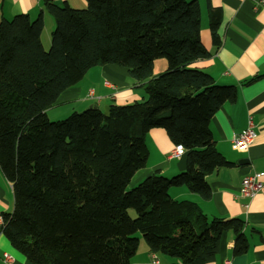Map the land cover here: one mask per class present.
Here are the masks:
<instances>
[{
	"label": "trees",
	"instance_id": "obj_1",
	"mask_svg": "<svg viewBox=\"0 0 264 264\" xmlns=\"http://www.w3.org/2000/svg\"><path fill=\"white\" fill-rule=\"evenodd\" d=\"M44 5L55 23L48 50L42 12L0 22V168L14 192L2 230L13 248L35 264H130L142 234L149 251L172 264H204L232 230L234 253L247 252L244 219L209 218L197 202L169 193L186 186L210 199L207 175L233 164L217 149L211 120L237 99V86L189 66L209 55L199 2ZM209 18L218 43L220 11L210 7ZM158 58L168 66L156 75ZM107 64L125 67L147 97L49 118L65 89ZM158 127L188 151L186 169L171 177L157 170L132 186L147 163V133Z\"/></svg>",
	"mask_w": 264,
	"mask_h": 264
},
{
	"label": "crops",
	"instance_id": "obj_2",
	"mask_svg": "<svg viewBox=\"0 0 264 264\" xmlns=\"http://www.w3.org/2000/svg\"><path fill=\"white\" fill-rule=\"evenodd\" d=\"M56 4H69L72 7H85L86 0H52ZM201 8V41L209 55L193 61L189 66L209 72L218 84L237 86L238 95L234 102H226L211 120V130L217 149L233 164L222 166L207 175L212 196L203 199L186 186H173L169 189L175 199H191L197 202L209 217H240L246 221L245 235L249 248L243 254L234 253L236 234L232 230L224 231L218 253L204 264H264V186L254 197L241 195L242 180L245 176L262 172L264 183V8L256 7L252 0H197ZM220 11V24L217 30L219 42L213 41L209 9ZM43 13L45 28L44 45H50L54 19L46 10L44 0H0V22L15 15L27 13L35 19ZM166 59L154 61V74L166 70ZM259 75L257 79L248 82ZM105 81L112 83L111 88ZM140 83L134 80L125 67L107 64L88 71L85 77L74 86L65 89L56 103L47 110L56 111L57 119H62L65 110L61 105L71 102L78 109L100 106L105 101L113 102L119 98V104L141 101L147 94ZM116 92L115 98L111 94ZM109 105V104H108ZM75 111V110H73ZM51 119V118H50ZM56 119V120H57ZM255 123L256 136L245 150L233 146V139L248 126L249 120ZM149 148L147 163L133 176L131 185L137 184L154 171L160 170L166 176H174L186 169L188 151L179 156L172 155L175 143L164 128H153L146 136ZM14 209L12 183L4 176L0 168V264H35L19 253L2 230V213ZM13 256L12 262L4 259V254ZM156 254L159 264H172L175 259L150 252L145 241H140L138 250L130 264H153L152 255Z\"/></svg>",
	"mask_w": 264,
	"mask_h": 264
},
{
	"label": "built area",
	"instance_id": "obj_3",
	"mask_svg": "<svg viewBox=\"0 0 264 264\" xmlns=\"http://www.w3.org/2000/svg\"><path fill=\"white\" fill-rule=\"evenodd\" d=\"M252 1L254 2L256 7L264 8V0H252ZM105 84H107L113 89H116V87L109 81H105ZM115 95H116V92H113L111 94V97L115 98ZM255 136H256L255 123L252 119H250L248 126L245 129H243L237 136L234 137L233 146L237 149L245 150L253 142ZM184 152H185L184 147L181 144H178L175 146L172 155L174 157H179ZM262 175H263L262 172H256V173L245 176L242 180L241 195L244 197L252 198L258 192H260L264 186V183L261 180ZM152 258H153V261H152L153 264H159V259L156 254H153ZM4 259L7 262H12L13 256L10 255L9 253H5ZM225 264H230V261L227 260Z\"/></svg>",
	"mask_w": 264,
	"mask_h": 264
},
{
	"label": "rangeland",
	"instance_id": "obj_4",
	"mask_svg": "<svg viewBox=\"0 0 264 264\" xmlns=\"http://www.w3.org/2000/svg\"><path fill=\"white\" fill-rule=\"evenodd\" d=\"M80 8V7H79ZM49 46L50 45H45V47H46V49L48 50L49 49ZM160 59H165V58H160ZM142 92H144L145 93V91L144 90H142ZM122 102V100L119 98L118 100H116V101H113V102H108V101H105L103 104H101L99 107L104 111V112H106L107 111V108H108V106L111 104V103H114V104H119V103H121ZM109 104V105H108ZM129 104V103H128ZM79 105H77V103H74V102H71L70 104H65V105H61V106H59V107H62V108H59V109H63V110H65L64 112H68V113H66L67 115H64V117L63 118H66L71 112H73V110H76V108H79L78 107ZM86 108H84V109H78L79 111H83V110H85ZM56 111L57 110H55V111H51L49 114H50V118H51V120H56L57 118H56V115H55V113H56ZM130 214L134 217L135 215H136V213H135V211L133 210V209H130ZM139 237H140V241H143L144 242V238H143V235L142 234H139Z\"/></svg>",
	"mask_w": 264,
	"mask_h": 264
}]
</instances>
